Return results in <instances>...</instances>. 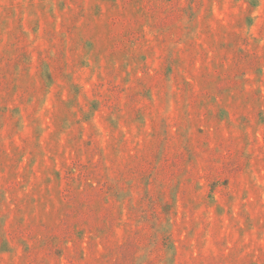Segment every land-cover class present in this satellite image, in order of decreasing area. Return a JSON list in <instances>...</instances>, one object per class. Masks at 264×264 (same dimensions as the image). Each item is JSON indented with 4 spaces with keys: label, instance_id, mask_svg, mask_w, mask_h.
I'll return each instance as SVG.
<instances>
[{
    "label": "rangeland",
    "instance_id": "374dc122",
    "mask_svg": "<svg viewBox=\"0 0 264 264\" xmlns=\"http://www.w3.org/2000/svg\"><path fill=\"white\" fill-rule=\"evenodd\" d=\"M0 264H264V0H0Z\"/></svg>",
    "mask_w": 264,
    "mask_h": 264
}]
</instances>
